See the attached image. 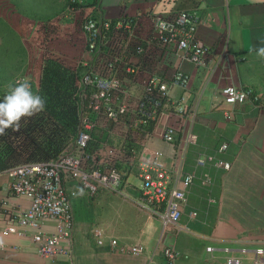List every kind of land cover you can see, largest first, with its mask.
I'll return each instance as SVG.
<instances>
[{"label":"crops","instance_id":"obj_1","mask_svg":"<svg viewBox=\"0 0 264 264\" xmlns=\"http://www.w3.org/2000/svg\"><path fill=\"white\" fill-rule=\"evenodd\" d=\"M67 1L11 0V30L24 39L25 30L32 24L52 20L50 23H56L60 30L54 55L73 69L90 58L82 29L86 16L114 21L121 9L127 8L139 21V38L145 39L151 34L154 13H199V35L211 47L213 57L204 67L177 58L175 62L189 73L190 84L187 89H171L172 97H185L190 114L181 120L174 111H165L145 134H137L134 141L126 140L135 150L133 161L118 166L126 180L123 188L138 195L142 185H132L131 178L141 181L140 157L160 151L172 171L177 144L164 140L165 130L172 124L187 126V121L194 125L198 141L188 148L183 164V172L194 175L181 217L187 228L178 233L163 231L156 216L124 196L102 189L90 198L71 182L68 188L76 192L72 196V261L41 256L30 234L0 233V264H166L162 249L168 245L180 254L176 264H225L230 254L241 256L243 248L252 251L264 247V58L253 51L264 37V0H83L85 5L74 12L68 10ZM24 43L29 44L25 39ZM132 59L141 60L137 54ZM30 74L29 70L11 72V84L15 76L34 75ZM228 84L250 89L258 100L227 104L221 90ZM102 122L96 141L120 147L124 138L119 131L110 135L109 125L104 130ZM182 135L179 132L177 142ZM224 144L226 148L220 150ZM209 157L228 162L230 168L217 166ZM10 181L7 174L0 175V198L8 206L6 211L0 210V226L7 224L8 214L30 205L27 197L10 194ZM193 211L196 216L191 215ZM54 226L53 220L47 222L49 230ZM96 229L105 233L104 245L98 244ZM111 237L121 243L141 242L145 252L115 251L110 246ZM208 246H213V251H208Z\"/></svg>","mask_w":264,"mask_h":264},{"label":"built area","instance_id":"obj_2","mask_svg":"<svg viewBox=\"0 0 264 264\" xmlns=\"http://www.w3.org/2000/svg\"><path fill=\"white\" fill-rule=\"evenodd\" d=\"M67 2L71 12L85 5L83 0ZM151 18V34L142 39L138 36L139 21L131 17L127 8L121 9L119 18L114 21L92 15L85 17L82 29L90 58L80 64L77 137L51 160L25 162L0 171V175L7 174L11 180V195L30 199L26 209L8 214L7 224L0 226L1 234H30L41 256L71 262L75 225L72 196L76 195L68 188L71 182H76L90 198L102 189L124 196L156 216L163 231L171 229L178 233L187 228L181 223V217L194 175L184 173L183 164L188 148L198 141L194 125L187 121V126L183 124L180 128L172 124L165 130L164 140L177 144L176 166L172 171L163 162L160 151L140 157L142 187L138 195L123 188L126 180L118 168L122 162L133 161L135 150L127 145V139L134 141L137 134H145L165 111H174L181 120H186L190 114L185 97L176 99L171 95L174 86L187 89L190 84L189 73L175 60H189L204 67L213 57L211 47L199 35L200 16L196 10L154 13ZM158 24L165 27L158 28ZM133 54L139 55L141 60L135 62ZM221 94L227 104L251 98L258 100L250 89L233 84L224 86ZM101 121L106 123L102 125L104 130L109 125L110 135L119 131L124 138L120 147L96 141ZM179 132L183 135L177 142ZM226 146L224 144L220 150ZM209 159L219 167L230 168L224 160ZM7 207V202L0 198V210L6 211ZM196 214L191 212L192 216ZM49 220L55 223L52 230L47 228ZM94 235L99 245L105 244L103 230L96 229ZM110 246L129 254L145 252L143 243H121L116 237L110 238ZM213 249V246L207 247L208 251ZM162 254L166 264H176L180 256L171 245L165 246ZM225 264H264V247L258 246L252 251L243 248L241 256L230 254Z\"/></svg>","mask_w":264,"mask_h":264},{"label":"trees","instance_id":"obj_3","mask_svg":"<svg viewBox=\"0 0 264 264\" xmlns=\"http://www.w3.org/2000/svg\"><path fill=\"white\" fill-rule=\"evenodd\" d=\"M81 70L58 58L44 59L39 85H32L46 98V110L22 120L19 131L8 129L0 136V171L25 162L51 160L76 139Z\"/></svg>","mask_w":264,"mask_h":264},{"label":"rangeland","instance_id":"obj_4","mask_svg":"<svg viewBox=\"0 0 264 264\" xmlns=\"http://www.w3.org/2000/svg\"><path fill=\"white\" fill-rule=\"evenodd\" d=\"M51 21L32 24L30 30L27 28L23 38L29 44L24 43V39L11 30V0H0V99L9 91L11 72L25 73L29 70L33 76H15L14 82L18 78H26L39 85L44 59L58 58L54 53L60 30L57 24L50 23ZM131 182L132 185H142V180L135 178H131Z\"/></svg>","mask_w":264,"mask_h":264},{"label":"clouds","instance_id":"obj_5","mask_svg":"<svg viewBox=\"0 0 264 264\" xmlns=\"http://www.w3.org/2000/svg\"><path fill=\"white\" fill-rule=\"evenodd\" d=\"M158 28L165 25L158 24ZM253 51L260 58H264V37ZM8 93L0 99V136H4L8 129L17 132L21 128V121L34 117L46 110V98L33 90L32 82L26 78H18L9 84Z\"/></svg>","mask_w":264,"mask_h":264}]
</instances>
